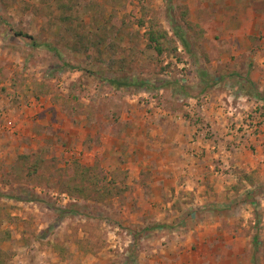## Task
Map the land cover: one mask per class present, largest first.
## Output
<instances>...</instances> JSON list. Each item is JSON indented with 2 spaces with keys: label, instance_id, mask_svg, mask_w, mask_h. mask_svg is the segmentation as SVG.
<instances>
[{
  "label": "rangeland",
  "instance_id": "374dc122",
  "mask_svg": "<svg viewBox=\"0 0 264 264\" xmlns=\"http://www.w3.org/2000/svg\"><path fill=\"white\" fill-rule=\"evenodd\" d=\"M62 3L67 10L60 8ZM239 3L0 0V96L13 106L24 103L30 119L23 122L21 111L12 123L1 121L0 264H18L20 259L23 264H99L91 258L99 253L105 264H136L142 240L126 224L129 209L133 210L128 205L133 194L127 184L129 152L138 147L142 154L171 151L167 145L176 148L178 143L155 142L163 136L159 132L146 146L138 143L143 138L129 143L135 139L133 128L129 136L123 134L131 118L166 124L163 130L169 134L178 124H202L207 138L224 136L215 145L213 171L221 177L217 182L240 183L244 176L238 167L233 170L235 159L230 160L231 136L241 144L246 131L260 134L253 114H248L246 128L247 119L240 113L227 117L224 124L217 116L213 128L203 124L204 118L214 116L215 107L223 109L221 103H228L226 95L211 91L219 74L264 75V24L257 19L240 24L236 9L231 17L230 7L239 8ZM250 5L254 17L264 11L262 0ZM151 23L168 33L176 55L158 57L149 49L145 32ZM232 87L234 94L239 91L238 85ZM49 101L57 106L54 124L43 117ZM209 102L213 115L206 108ZM33 103L43 112L34 113ZM254 112L264 117V107ZM107 148L120 152L115 161L113 150L108 151L110 158L102 154ZM92 151L94 158L89 157ZM222 151L230 154L226 161ZM169 160L172 166L181 165L180 160ZM158 161L152 160L153 165L159 166ZM77 166L93 168L92 176L99 179L96 188H108L110 193L100 197L91 191L85 199L67 195L66 189L79 184L74 179ZM160 179L164 176L159 173L140 174L143 184ZM115 229L120 231L123 253L112 249Z\"/></svg>",
  "mask_w": 264,
  "mask_h": 264
},
{
  "label": "crops",
  "instance_id": "0c3cea01",
  "mask_svg": "<svg viewBox=\"0 0 264 264\" xmlns=\"http://www.w3.org/2000/svg\"><path fill=\"white\" fill-rule=\"evenodd\" d=\"M258 1L239 0V8H232V12V6L230 7L231 17L237 10L240 24L257 19L259 24L263 25L264 11L258 12L254 17L250 5ZM255 44L258 45V42ZM251 51L252 49L249 52ZM213 83L211 91H215L219 96L226 95L228 103H221L223 109H213L209 102L206 108L215 112L212 118H204V126L208 124L213 128L217 116H220L224 124L227 117H234V113L245 116L247 120L243 125H247L251 120L248 114H253V122L260 126V134L251 135L250 131H246L247 135L241 144L239 138L236 140L231 136L233 142L230 145V160L235 159L234 165H231L233 170L238 167L244 178H241L240 183L217 182L221 177L214 173L215 166L211 161L217 157L214 153L216 143H220L219 139L224 136L207 138L202 124L182 127V124L176 122L178 128L169 134L163 130L166 124L157 125L145 119L140 123L135 118L129 119L126 122L127 132L123 134V137L129 136V128H133L135 139L129 143L136 144V140L143 138L138 143L146 146L147 141L150 142L159 132L163 136H160V140L155 138V142L166 144L173 140L179 144L176 148L167 145V149H172V152L161 150L157 153L142 154L140 147L129 152L131 163L126 168L129 171L127 184L132 186L133 194H130L128 205L133 207V210L129 209L126 224L132 227L142 240L135 253L136 264H264V117L256 112L252 113L258 107H264V75L219 74ZM232 85L239 86V91L235 94ZM215 104H219L217 99ZM24 105L20 103L13 106L7 97L0 96V131L1 121L12 123L15 116H22L21 111H24L25 116L23 122L30 121L26 118L29 113ZM30 107H33L34 113L41 111L34 103ZM47 108L51 113L47 112L43 117L47 116L48 123L54 124L52 118L58 116L57 106L49 101ZM211 114L213 115V111ZM37 123L43 126L42 122ZM84 130L88 132L89 128L85 126ZM226 138L230 136H225ZM107 149L99 151L110 158L108 151L113 150L111 155H115L112 158L115 161L120 152L116 149L117 153H114V148ZM92 153L94 152L92 151L89 157L94 158ZM228 154L221 152L223 161H226ZM157 158L159 166L152 163V160ZM171 158L180 160L181 165L172 166L174 164L170 162ZM167 159L169 161H166ZM141 172L153 176L159 173L164 179L159 182L150 180L143 184L140 181ZM172 175L174 179L170 178ZM136 206L143 209L139 210ZM164 228L171 230L164 231ZM148 235L152 238L145 239ZM101 257L102 253H99L91 258L99 260V264H105L103 260L100 262ZM23 262L22 259L17 261L18 264Z\"/></svg>",
  "mask_w": 264,
  "mask_h": 264
},
{
  "label": "trees",
  "instance_id": "16d2710c",
  "mask_svg": "<svg viewBox=\"0 0 264 264\" xmlns=\"http://www.w3.org/2000/svg\"><path fill=\"white\" fill-rule=\"evenodd\" d=\"M59 5V4H57ZM61 9H68L67 5L65 4H60ZM67 20V19H66ZM139 25L142 27L145 25L143 21H139ZM18 37H24L28 38L31 41H34L33 38L27 37L25 34L22 33H16L15 34ZM145 36L147 38L148 42V47L149 49L153 50V52L158 56H163L164 54L166 55H176L177 53V47L174 44V41L169 37L168 33L162 29H159L157 26L154 24H150L149 27L147 28L145 32ZM183 45L184 42L182 41ZM65 67H68L71 70H75L72 67H69L67 64H64ZM117 82L111 81L112 86H116ZM78 167V166H77ZM94 170L93 168H85V167H78L76 171V175L74 176V179L77 181L79 180V184H74L72 185L71 189H66L67 195H69L72 198H81L85 199L87 196L84 194H87L88 192L95 191L97 193V196L101 195H107V193H110V189L108 188H96L98 186V178H95L96 176H92ZM77 178V179H76ZM89 182V185L91 187L85 186L83 183ZM112 183V182H111ZM113 186V185H111Z\"/></svg>",
  "mask_w": 264,
  "mask_h": 264
},
{
  "label": "built area",
  "instance_id": "2783aa9c",
  "mask_svg": "<svg viewBox=\"0 0 264 264\" xmlns=\"http://www.w3.org/2000/svg\"><path fill=\"white\" fill-rule=\"evenodd\" d=\"M114 233H116V234H114ZM114 233L113 234L115 235V237L113 238L114 242H113V245H112V249L123 253L124 250L121 248V245H120V242H119V237L117 236L118 233H120L119 229H115ZM128 239L130 240V237H128Z\"/></svg>",
  "mask_w": 264,
  "mask_h": 264
}]
</instances>
